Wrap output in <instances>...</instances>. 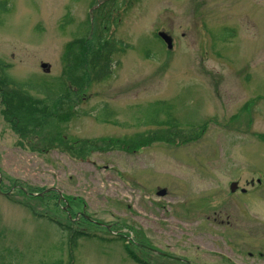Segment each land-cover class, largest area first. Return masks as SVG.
Instances as JSON below:
<instances>
[{
  "label": "rangeland",
  "instance_id": "obj_1",
  "mask_svg": "<svg viewBox=\"0 0 264 264\" xmlns=\"http://www.w3.org/2000/svg\"><path fill=\"white\" fill-rule=\"evenodd\" d=\"M4 1L0 264H264V0Z\"/></svg>",
  "mask_w": 264,
  "mask_h": 264
},
{
  "label": "trees",
  "instance_id": "obj_2",
  "mask_svg": "<svg viewBox=\"0 0 264 264\" xmlns=\"http://www.w3.org/2000/svg\"><path fill=\"white\" fill-rule=\"evenodd\" d=\"M112 1L114 5L115 4V8L118 7L116 6V0H109V2ZM0 8L2 10L6 9V2L4 0H0ZM114 8V6H109V9L107 11V15H105L102 12V15L100 16V31H99V41L98 43H101V46L98 48L99 50V55L97 57H95V63H94V67H93V72H92V77L95 80H101L104 77L108 76L111 72V65L109 64V60H110V55L115 52L117 50V45H119L121 42L119 41H114L113 39L110 38V35H108L109 30H110V25H112L113 23L115 24L116 20H118L115 16V14H111L112 9ZM0 66L3 67V64L0 62ZM0 89H3L5 92L9 93V90L6 89V87L9 85V82H11L12 84H14L15 89H19L21 86H17L16 83H14L12 80L8 79L7 77H2L0 78ZM4 85H1V84ZM37 89L40 93H43L44 95H47V92L43 91L42 89L40 90L39 88H35ZM49 97V96H48ZM56 97H54V99H56ZM45 121V118H43L42 122ZM41 122V123H42ZM17 124H15L16 126ZM131 146V145H129ZM129 148V147H126ZM131 149V148H130ZM53 193L55 196L56 194L54 192H50ZM56 198H58L56 196ZM75 214V213H73ZM75 234H72L71 237L69 238V251H70V256L72 254V250L73 247L75 246ZM71 260V259H70ZM54 264H61L60 262L58 263H54Z\"/></svg>",
  "mask_w": 264,
  "mask_h": 264
},
{
  "label": "water",
  "instance_id": "obj_3",
  "mask_svg": "<svg viewBox=\"0 0 264 264\" xmlns=\"http://www.w3.org/2000/svg\"><path fill=\"white\" fill-rule=\"evenodd\" d=\"M158 36L165 42L167 48H171L172 47V39L167 33L163 32V31H160V32H158ZM40 66H41V68H44V69L48 68L47 63H41ZM236 187H237V184L235 182H232L230 184V190L231 191H234L236 189ZM50 190L57 191L59 193V196L62 198V195H61L60 191L57 188H55V187H49V188L45 189L42 193L48 192ZM0 193H2V192L0 191ZM42 193H38V195H41ZM165 193H166L165 189H160V190L157 191V195H159V196H163ZM84 217L86 219H88V216L84 215Z\"/></svg>",
  "mask_w": 264,
  "mask_h": 264
},
{
  "label": "flooded vegetation",
  "instance_id": "obj_4",
  "mask_svg": "<svg viewBox=\"0 0 264 264\" xmlns=\"http://www.w3.org/2000/svg\"><path fill=\"white\" fill-rule=\"evenodd\" d=\"M254 105H255V102L253 101V105H252V106H254ZM250 183H252V181H251ZM136 243L142 244V243H140V242H136Z\"/></svg>",
  "mask_w": 264,
  "mask_h": 264
}]
</instances>
